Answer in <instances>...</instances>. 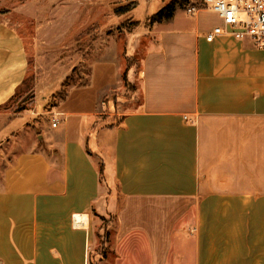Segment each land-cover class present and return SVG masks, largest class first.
<instances>
[{"label": "crops", "instance_id": "obj_1", "mask_svg": "<svg viewBox=\"0 0 264 264\" xmlns=\"http://www.w3.org/2000/svg\"><path fill=\"white\" fill-rule=\"evenodd\" d=\"M63 3L27 0L34 24L0 15V264H91L104 218L100 264H264V50L208 42L217 14L179 8L121 55L119 35L87 43ZM32 60L36 110L67 87L56 127L2 109ZM81 66L85 83L64 86ZM125 78L135 107L100 126Z\"/></svg>", "mask_w": 264, "mask_h": 264}, {"label": "rangeland", "instance_id": "obj_2", "mask_svg": "<svg viewBox=\"0 0 264 264\" xmlns=\"http://www.w3.org/2000/svg\"><path fill=\"white\" fill-rule=\"evenodd\" d=\"M26 1L27 0H24L23 3V0H0V15H7L12 12L11 16L16 19L18 26L24 24L23 19L32 24L36 23L37 17H34L35 14L32 11L28 12V10L24 9ZM44 1L47 3L49 2L51 5H54L58 3L68 2L69 0H41V2ZM133 1H137L138 6L132 11H129L124 15L117 17L116 9L120 6L129 5ZM171 1L172 0H74L75 5L67 11L73 12V17L76 16L75 22L78 24V26H82V28L85 29V31L83 32L84 34H82L83 36H81L84 37L86 34H88L86 37V39L88 38L87 43H90L91 38L94 36H98V34H100L101 32H104L107 35L116 34L121 37V55L124 54V51H126V54L127 52H129V54L132 55L135 52V46H137L140 42L139 39L144 34H147L150 31L149 28L152 26V24L149 23V19L153 15L158 13L161 9H163ZM189 3H191V1L188 0L186 5L179 11V13L183 14V16V12H185L184 10ZM23 16H25V18L22 19ZM46 16L47 19L54 18L51 15ZM64 17H66V14L64 15ZM186 17L187 16L185 15L184 18ZM25 28L28 29V26H25ZM27 31L31 32L30 30ZM87 47L88 44L85 47H82V45L80 44L78 49L80 51L86 52ZM72 48L74 49V46H68L61 49H63L65 52L64 54L67 55L68 53H71ZM140 58L141 53L136 58H134L133 62H130V64L135 63L136 65L137 60H139ZM34 67V61L32 60L30 76L26 81V84L21 87L20 90H18L14 99L6 104L2 109L6 110V108H8L7 110H15L18 107L24 106L27 109L39 113V115H36L34 117V121L32 122V124H36L37 121H39L40 123H53L54 115H52V112H61L59 108L67 98V87L61 88L55 94L44 95L40 97L39 103L42 104V107L39 110H36V106L33 105L32 102L35 86V82L33 79V77L35 76ZM86 70L87 69H85L83 66L76 69V71H78V74H75L74 71L72 75L67 78L64 86L71 85L72 82L77 83V81L80 84H84L87 79L84 75ZM123 84L125 85V88L123 87ZM114 92L115 93L112 94H116V97L118 96L116 98L117 102L115 106L112 100L114 96L113 95L104 102V105H100V107H98V110L96 111L97 118H100V120H102L103 118L104 120L103 122L100 121V126L102 124H108L109 126L111 124H116L121 120L122 115L120 114L118 108L119 103L126 104L127 110L135 107V105L130 104V102L134 101L137 97L136 85H131L127 82H123L119 88L115 89ZM57 118L60 119V116H58ZM0 167H2V164L0 165ZM101 222V229L98 232V247L95 253H92L90 256L91 264H100L102 259L106 257V242L109 238V232L107 231L109 221L107 218H104L101 220Z\"/></svg>", "mask_w": 264, "mask_h": 264}, {"label": "built area", "instance_id": "obj_3", "mask_svg": "<svg viewBox=\"0 0 264 264\" xmlns=\"http://www.w3.org/2000/svg\"><path fill=\"white\" fill-rule=\"evenodd\" d=\"M202 10L213 11L222 21L221 26L206 35L208 42L228 36L237 41L249 39L256 48L264 50V0H201L197 4L191 2L185 8L190 16ZM52 115V126L56 127L60 113L52 112Z\"/></svg>", "mask_w": 264, "mask_h": 264}, {"label": "trees", "instance_id": "obj_4", "mask_svg": "<svg viewBox=\"0 0 264 264\" xmlns=\"http://www.w3.org/2000/svg\"><path fill=\"white\" fill-rule=\"evenodd\" d=\"M188 2V0H172L170 3H168L163 9H161L158 13H156L155 15H153L150 19H149V23L150 24H155V23H162L164 21H168L170 19L173 18L174 14L176 13L177 9L179 8H183L186 3ZM138 6V2L137 1H133L131 2L129 5H124V6H120L116 9V15L117 16H122L124 15L125 13L129 12V11H132L133 9H135L136 7ZM133 58H128L127 59V62H128V68H132L135 66V63L134 64H130V62H133ZM34 79V77H33ZM35 80V79H34ZM125 81L130 84L127 80V78H125ZM35 82V81H34ZM133 85V84H131ZM15 97V96H14ZM14 97L12 98V100L14 99ZM109 98V97H108ZM108 98H105L104 101H106ZM116 96L112 98L113 100V104L115 106L117 100H116ZM11 100V101H12ZM33 105H35L34 103V96H33ZM8 108H6L7 110ZM10 111L14 112V113H23V112H26V111H30V109H27L26 107H18L17 109L15 110H11L9 109ZM120 122V121H119ZM117 124V123H116ZM112 125L114 124H111L109 125V127H113Z\"/></svg>", "mask_w": 264, "mask_h": 264}]
</instances>
